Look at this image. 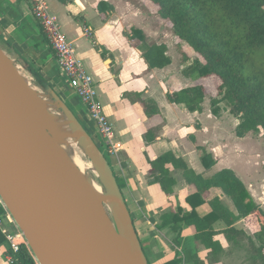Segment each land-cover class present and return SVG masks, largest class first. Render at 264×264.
Instances as JSON below:
<instances>
[{"label":"crops","instance_id":"1","mask_svg":"<svg viewBox=\"0 0 264 264\" xmlns=\"http://www.w3.org/2000/svg\"><path fill=\"white\" fill-rule=\"evenodd\" d=\"M45 1L73 45L83 68L91 76L98 99L113 127L120 150L113 159L111 169L122 184L121 192L148 264H221L220 257L225 249L223 244L231 245L222 233L215 236L222 246V252L216 261L209 262L208 251L194 238L193 227L180 222V230L176 232L171 225L160 226L164 214L175 212L178 208L191 211L186 198L194 193L195 188L184 180L180 170L169 167L175 185L172 194L165 195L157 184L151 182L148 161L172 152L204 178L223 169L233 171L253 202L259 205L263 214L259 216V221H263L264 155L262 152L256 154L253 150V143L250 142L253 132L243 138L235 137L236 120L231 136L222 138L221 130L217 127L220 126L217 116H210L204 112V108L200 113H190L167 100V92L173 91L163 84V75L169 71L172 60L163 69L148 71L141 56L143 50L137 52L136 49L141 47L127 38V27L140 30L145 38L152 37L151 33H158L156 25H151L150 15H154V19L157 17L163 25L157 13L147 7L143 0ZM85 28L89 30L88 35L84 33ZM99 36L103 37V41H100ZM97 45L101 47V52L96 49ZM0 48L36 83H41L42 88L48 86L56 92L78 120L88 122L91 129L95 130L84 106L60 75L55 54L32 16L29 0H0ZM136 66L142 67L145 72L135 73ZM156 84L160 85L166 101L174 105L182 116L175 119L174 108L167 105L162 107L158 101L160 88ZM184 87L187 86L181 88ZM152 88L158 89L157 94ZM138 99L154 101L159 114L147 118ZM159 124L162 127L157 139L152 143L145 142V131ZM202 151L209 153L215 161L209 170H205L200 162ZM214 198H218L230 212L237 214L221 189H209L207 202ZM209 210V205L205 203L197 207L195 212L203 217ZM2 223V229L12 231L7 219H3ZM233 227L243 230L247 235L252 233L246 219L238 220ZM213 228L220 232L225 225L216 221ZM228 253L237 258L235 264H251L246 249L245 252ZM238 258L241 259L238 261ZM0 264H10L3 247L0 248Z\"/></svg>","mask_w":264,"mask_h":264},{"label":"trees","instance_id":"2","mask_svg":"<svg viewBox=\"0 0 264 264\" xmlns=\"http://www.w3.org/2000/svg\"><path fill=\"white\" fill-rule=\"evenodd\" d=\"M145 5L154 10L159 19L167 24L178 39L179 48L187 46L199 60L196 65L185 72L189 77L196 74L200 79L216 81V98L210 101L211 113L218 114L219 103L225 102L229 111L238 119L234 136L243 138L248 133L262 131L264 136V0H143ZM130 41L137 46L144 45L142 58L147 70L163 69L171 64L164 43L146 44L144 34L138 29H130L127 34ZM183 45V46H182ZM101 52V47L96 46ZM181 64L188 57L183 50ZM167 100L184 108L190 113L202 112V103L206 90L202 83L180 88L172 93L167 92ZM147 118L159 114L156 103L152 100H139ZM162 124L148 128L143 138L152 143L158 137ZM200 162L205 170L215 165L212 156L202 151ZM110 165V163L108 162ZM149 175L152 183L157 184L165 195L172 194L175 179L169 167L180 170L184 180L194 186V193L186 198L191 211L178 208L175 212L161 217V227L171 225L179 232L178 223L193 227L194 238L208 251L207 260L216 261L222 252V246L215 236L222 233L232 246L245 244L248 260L251 264H264V220L259 205L251 199L247 189L235 173L223 169L209 178L196 174L186 162L175 157L172 152L159 155L148 161ZM117 184L122 189L118 176L114 173ZM219 188L232 202L237 214L226 209L218 198L207 202L208 191ZM207 203L210 210L200 217L195 209ZM4 217V213L0 211ZM240 219H246L252 231L247 235L243 230L233 227ZM224 223L222 231H216L213 224ZM134 226V224H133ZM5 256H10V264H37L32 252L24 243H20L17 252H12L9 243L0 230V248ZM177 262H174L176 264ZM170 264V263H165Z\"/></svg>","mask_w":264,"mask_h":264},{"label":"water","instance_id":"3","mask_svg":"<svg viewBox=\"0 0 264 264\" xmlns=\"http://www.w3.org/2000/svg\"><path fill=\"white\" fill-rule=\"evenodd\" d=\"M0 48V195L38 264H148L113 170L71 109L48 86L92 158L95 195L64 156L36 96ZM108 204L110 214L102 206Z\"/></svg>","mask_w":264,"mask_h":264},{"label":"rangeland","instance_id":"4","mask_svg":"<svg viewBox=\"0 0 264 264\" xmlns=\"http://www.w3.org/2000/svg\"><path fill=\"white\" fill-rule=\"evenodd\" d=\"M154 15H150L151 18V25L153 27V24L156 25L157 27V31L158 33H151L152 37H147L146 38V44L147 45H151L155 42H163L167 45V53L168 55L171 57L172 60V66L169 67V71H167V73H165L163 75L164 79H163V84L165 85V87L171 91H176L178 89H180L182 86H190L193 85L195 83H202L203 86L205 87L206 90V97L202 103V107L204 108V112H206L207 114H209L210 116L212 115L211 113V107H210V101L214 98H216V81L214 78L209 79H200L198 78V76L196 74H193L189 77L185 76V72L188 71L189 69L193 68L194 65H196V60L200 61V58L194 54L190 49H188V47L185 45L182 48H179V43H178V39L173 35L171 28L163 23V25H161V23L158 21L157 17L156 19H154L153 17ZM91 24H93V22H91ZM129 27L126 28L127 30V34H130V28ZM155 31V30H154ZM100 37V41H103V37ZM143 46L141 45V48H137V52H141L143 50ZM183 50L185 52V54L187 55L188 59L186 61V63L181 64L180 60L182 59V55L180 54L179 50ZM17 71L19 72V75L21 76V78L27 83V86L33 91H35V94L38 96H41V99H47V104H48V108H49V112L52 116H56L58 118L64 117V114L61 110L60 105H58L54 98L51 96V94L49 93L48 90H46V88H42L41 87V83H36L32 78H30L29 74L20 67L19 64L15 63L14 64ZM135 68V73H137L138 71L143 73L145 71H143L144 69H140V67L138 68L137 66L134 67ZM27 76V77H26ZM157 80V79H156ZM31 85V86H30ZM157 87H159V95L158 96V101L162 104V107H164V105H167L171 108L175 109V115L173 113V117L176 119L177 116H182V113H179L178 109L172 105L169 104L165 97H164V92L162 91L161 87L159 84H156ZM163 86V85H162ZM157 88H152V91L155 92V94H157ZM56 93V92H55ZM55 102V104H54ZM69 105V104H68ZM103 106V105H102ZM219 107V112L218 114H214L215 116H217L218 118V124L220 126H217L218 128H220L221 130V135L222 138L225 137H230L232 134V128L233 125L235 124L236 120H238L234 115H232L229 111V107L225 102H221L218 105ZM61 116H60V115ZM77 118V117H76ZM78 119V118H77ZM79 122L82 124L83 128L89 133V135L92 137V139L94 140L95 144L100 148L99 144H100V140L99 137L96 134L95 130L91 129V126L89 125L88 122H84L82 120H79ZM79 137H74V136H68L66 137V141L71 143L72 146H74V151L76 153V155L80 158V160L84 163L85 168H86V172L87 174L91 177V179L99 186L103 189L104 193L105 190L101 184V182L98 179L97 173L95 171V167L92 161V158L90 157L89 153L87 152L86 148L84 147V144L81 143V141H79L78 139ZM75 141V142H74ZM251 143H253V150L254 152L257 154L259 152H262L264 155V136L261 130L257 131V132H253V135L251 136ZM86 151V152H85ZM106 159L107 161L110 163V167L112 166V162L114 157H110L108 154H106ZM264 159V157L262 158ZM264 194V193H263ZM102 206L104 207V209L107 211V213L110 214V209L108 204L103 203ZM12 220V218H11ZM11 230L13 233H18L19 230L17 228V226L15 225V223L12 220L11 223ZM222 237V236H220ZM224 253L221 255V264H235L237 258H235V256L232 254L231 256H229L230 253L228 252H245L246 246L245 244H241V245H237V246H232L229 245L227 243H224ZM227 252V253H226ZM242 257V256H241ZM241 258H238V261ZM38 264V263H37ZM247 264V263H246Z\"/></svg>","mask_w":264,"mask_h":264},{"label":"built area","instance_id":"5","mask_svg":"<svg viewBox=\"0 0 264 264\" xmlns=\"http://www.w3.org/2000/svg\"><path fill=\"white\" fill-rule=\"evenodd\" d=\"M31 13L41 29V32L54 52L60 75L65 80L76 98L84 106L89 119L95 126V131L100 140V150L106 157H116L120 150V145L115 140L113 127L106 116L103 107L98 99L97 91L91 76L85 71L80 60L76 56L73 45L68 41L66 35L61 30L56 17L49 11L45 0H29ZM86 35L89 34L87 28L84 29ZM0 227L9 243L12 252H17L20 243H25L20 232L13 233L2 229L3 219L12 223L8 210L0 195ZM9 263L12 262L10 256H6Z\"/></svg>","mask_w":264,"mask_h":264},{"label":"bare ground","instance_id":"6","mask_svg":"<svg viewBox=\"0 0 264 264\" xmlns=\"http://www.w3.org/2000/svg\"><path fill=\"white\" fill-rule=\"evenodd\" d=\"M27 77V76H26ZM31 78V77H30ZM25 81V79H24ZM29 86V85H28ZM31 86V85H30ZM33 94L36 96V104L39 112L41 113L44 122L50 132L51 137L55 141V143L58 145L64 156L67 158V160L71 163L74 170L78 173L82 181L85 183V185L98 197H102L104 195V191L101 187H99L87 174L85 171L86 168L84 163L80 160V158L76 155L74 151V146H72L71 143L66 141V137L68 136H74L79 137L77 132H75L69 121L62 117H54L49 112V106L47 104V99H41V96H38L35 94V91H33ZM55 104V102H54ZM75 142V141H74ZM86 152V151H85Z\"/></svg>","mask_w":264,"mask_h":264}]
</instances>
